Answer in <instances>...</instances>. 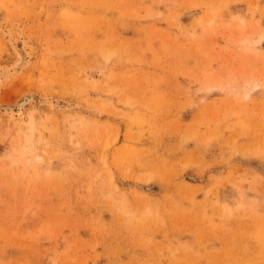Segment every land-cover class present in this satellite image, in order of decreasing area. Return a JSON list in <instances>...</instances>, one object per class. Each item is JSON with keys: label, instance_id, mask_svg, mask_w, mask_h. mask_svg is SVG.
I'll list each match as a JSON object with an SVG mask.
<instances>
[{"label": "rangeland", "instance_id": "374dc122", "mask_svg": "<svg viewBox=\"0 0 264 264\" xmlns=\"http://www.w3.org/2000/svg\"><path fill=\"white\" fill-rule=\"evenodd\" d=\"M263 35L264 0H0V264H264Z\"/></svg>", "mask_w": 264, "mask_h": 264}, {"label": "bare ground", "instance_id": "6f19581e", "mask_svg": "<svg viewBox=\"0 0 264 264\" xmlns=\"http://www.w3.org/2000/svg\"><path fill=\"white\" fill-rule=\"evenodd\" d=\"M264 38V35L261 37V41L262 39ZM17 57H19L17 55ZM21 57V56H20ZM19 57V58H20ZM22 61V60H21ZM19 61H17L18 63ZM17 63H14L13 66H15ZM24 63V62H23ZM18 66V65H17ZM11 67V66H10ZM12 68V67H11ZM8 69V67L6 68ZM6 69L2 68V66L0 67V94L5 90V87L7 85V80L9 81L8 79V72ZM14 70V69H13ZM13 70H12V73H13ZM15 72V71H14ZM13 80V79H12ZM11 80V81H12ZM23 107L20 105L19 106V110L22 109Z\"/></svg>", "mask_w": 264, "mask_h": 264}]
</instances>
